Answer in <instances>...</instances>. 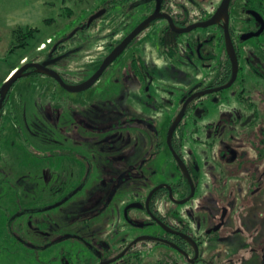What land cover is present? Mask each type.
<instances>
[{
    "label": "flooded vegetation",
    "instance_id": "1",
    "mask_svg": "<svg viewBox=\"0 0 264 264\" xmlns=\"http://www.w3.org/2000/svg\"><path fill=\"white\" fill-rule=\"evenodd\" d=\"M223 1L133 0L121 5L108 1L88 22L81 23L75 33L62 38L39 59L25 63L44 64L59 59L49 69L74 88L72 91L47 75L37 74L35 69L27 73L34 77L47 76L54 81V93L49 101L53 104L57 101L56 105L62 107L71 106L74 113L71 125L78 133L76 141L85 142L89 151L64 150L46 166L43 197L52 201L49 204L34 207L29 200L26 207H21L18 200H10L16 209V218L9 225V237L19 258L35 251H47L49 264H214L227 256V251L241 248L252 250L253 259L264 264V95L256 87H250L252 83L248 84L242 75L244 62L260 75L259 68L264 67L251 49L242 48L251 40L257 45L256 39L264 35V0L230 2L229 33L237 57L238 76L229 89L198 96L223 88L232 79L234 65L227 47L225 19L206 29L178 33L211 20ZM207 6H211L212 11L204 10ZM158 8L161 18L142 31L92 86L76 91L75 88L85 85L97 74L114 50ZM196 9L201 15L189 16V12ZM117 10L122 16L116 28L108 31V20L95 29L106 32L102 38L105 55L101 61L89 62L78 71L85 74V79L71 81L70 75L75 71L73 64L59 66L77 50L68 49V43L80 31L91 29L97 19H107ZM98 13L102 15L89 23ZM160 21L164 22L159 40L165 55L200 61L215 75L180 92L174 104L160 100L157 104L156 97L150 93L155 77L141 57L135 56L132 63L126 65L122 78L126 79L133 72L135 80L132 82L143 86L141 89L147 96L143 103L148 104L150 112L139 117L130 114L129 107L122 111L125 118L118 121V126L127 127L125 130L138 126L144 136L143 148H147L140 161L125 169L124 156L111 161L109 153L100 152L98 147H95L96 153L90 152L94 149L92 140L103 145L114 141L109 140L111 137L107 134H94L109 131L110 127L114 129L106 123L108 117L104 116L108 113L100 115L96 108L108 101L121 110L124 97L118 95L119 90L116 87L104 89L78 100L64 96L91 90L108 75L117 74V70L113 71L115 63L150 26ZM201 29L205 32L197 34ZM262 29L260 36L247 39ZM89 37L94 38V34ZM89 41L79 44L87 54L91 48ZM115 79L118 80V76ZM130 86L128 92L133 91ZM231 90L234 97L224 96ZM116 93L118 97L114 99ZM132 103L128 102V106ZM153 104L159 108V114ZM131 141L129 134L126 133L125 138L121 136L123 146ZM115 181L134 185L131 200L115 212L116 217L110 213L114 194L105 196L107 193H104L108 182L114 184ZM76 198H79V213L88 212L85 215L89 227L87 236L61 233L56 229V219L45 215ZM67 242L71 245L62 247Z\"/></svg>",
    "mask_w": 264,
    "mask_h": 264
},
{
    "label": "rangeland",
    "instance_id": "2",
    "mask_svg": "<svg viewBox=\"0 0 264 264\" xmlns=\"http://www.w3.org/2000/svg\"><path fill=\"white\" fill-rule=\"evenodd\" d=\"M103 1L112 0L0 1V87L4 83L3 79L10 67L17 66L20 68L27 61L42 57V53L45 54L62 38L73 32L75 33L81 23L88 22ZM207 7L204 10L212 11L211 6ZM190 15L192 17L193 15L199 16L201 12L196 9L190 11ZM121 16L122 12L117 10L111 13L107 19H97L91 29L80 31L76 38L68 43V49L73 50V52L77 50L63 59L59 66L73 64V69L76 72L74 71L73 75H70L69 79L71 81L76 82L79 79H85V74H80L78 71L89 62L95 64L96 61H101L105 55L102 48L104 42L102 38L105 37L106 32L101 28L95 31L96 27L107 23L109 20L107 30H112L118 26ZM163 26L164 22L162 21L150 26L130 46L113 66V71L117 70V74L114 72L112 76L108 75L91 90L79 94L66 93L64 96L67 99L78 100L82 97L104 92V89L116 87L119 90L118 95L124 97L121 110L119 106L108 101L102 102L96 108V112L100 115L101 113L103 115L108 113L104 116L108 117L106 123L112 125L114 129L110 127L109 131L105 129L103 133L98 131L94 134L97 136L107 134L111 137L109 140L114 141L113 143L109 141L110 145H108L109 143L103 145L97 140H92V143L91 141L90 143L94 149H90V152H95V147H98L100 152L109 153L111 161L124 156L125 163L123 167L125 169L129 165H135L140 161L147 148H143L144 136L139 133L138 126H132L129 130H125L127 127L121 129L118 126V121L123 117L125 118L122 111L129 107L131 109L130 114L135 113L139 117L150 112L147 109L148 104L143 103V99L147 97L141 89L143 86L132 82L135 80L133 72L126 76V79L122 78L124 71L127 69L126 65H130L135 56L141 57L143 63L155 77L150 93L156 97L157 104H159V100L162 103L170 102L174 104L180 92L210 79V76L213 78L215 75L200 61L192 62L188 59H175L165 55L160 47L159 40ZM28 27L38 29L39 32L28 42L25 49L17 48L20 42L14 32L19 28L26 29ZM204 32L205 30L201 29L196 33ZM92 34H94V38L89 37ZM118 38L119 36H117ZM88 39L91 42L88 46L91 48L87 54L86 50L82 51L79 48L81 46L79 44L83 41L86 44ZM242 48L251 49L257 59L264 65V52L259 49L255 41L251 40L244 44ZM243 65L245 66L242 74L243 79L248 81V84L251 82L250 87H256L262 93L261 95H264V67L259 68L260 75L247 67L245 62ZM115 76H118V80L115 79ZM52 82L54 81L47 76H29L18 80L9 93V102L4 109L2 128L0 129V264H49V253L47 251H35L32 255H22L20 258L19 255H16L13 242L10 241L9 237V225L16 218V209L11 206L10 200H18L21 207H26V201L29 200L33 201L34 207L49 204L52 201L45 200L43 197V183L45 181L43 176L45 175L44 169L46 166L55 159L54 157L57 154L64 150L89 151L85 142L80 140L77 143L76 141L75 137L78 133L71 125L73 123L71 118L74 114L71 106H58L56 105L57 101L54 104L51 103V96L54 93ZM128 85H131L133 91H127ZM236 87H239V85L237 84ZM121 92L123 93L120 94ZM232 92V90L226 91L224 96L232 98L235 96ZM118 95L116 93L114 99ZM104 98H108V95H104ZM128 102H133L132 106H128ZM152 106L157 112L156 114H159L160 110L156 108L157 105L153 104ZM153 108L151 112H153ZM125 132L129 134L132 141L123 146L120 139L121 136L125 138ZM137 144H139L138 147H136ZM133 187L134 185L129 183L121 184L119 181H115L114 184H111L108 182L106 185L107 190L104 193H107L105 196L114 194L111 216L116 217L117 213L115 212L121 209L124 203L131 200ZM78 200L79 198H76L66 206L45 214L48 218L56 219V229L58 228L61 233H78L87 236L89 227L85 215L88 212L86 214L83 211V215L79 213ZM20 206L17 208H20ZM94 208L97 209L96 206ZM68 209L72 211L68 213ZM105 218H103V221H105ZM18 223L19 221L16 222L17 225ZM16 224L13 226L15 227ZM106 226L109 225L106 224ZM68 245L71 244L67 242L62 247L67 248ZM60 249L61 247L58 248V250ZM251 251L250 249L246 251L241 248L232 252L227 251V256L216 260L214 264H260V262L253 259L254 252Z\"/></svg>",
    "mask_w": 264,
    "mask_h": 264
},
{
    "label": "water",
    "instance_id": "3",
    "mask_svg": "<svg viewBox=\"0 0 264 264\" xmlns=\"http://www.w3.org/2000/svg\"><path fill=\"white\" fill-rule=\"evenodd\" d=\"M149 1V0H148ZM230 2L231 0H224L221 7L219 8V10L217 11V13L215 14V16L204 23H200V24H196L193 25L192 27L183 30V31H178V33H188L191 32L195 29L198 28H208L214 25H218L220 24L222 19H225L226 24H225V31H226V41H227V47L229 50V53L231 55V58L233 60V65H234V72H233V76L231 81L224 86L223 88L220 89H216L210 92H206V93H202L199 94L198 96H202L208 93H215V92H220L222 90L225 89H229L230 87L233 86V84L236 82L237 80V76H238V62H237V57H236V53H235V49L233 46V42L231 40V36L229 33V6H230ZM102 15V13H98L97 15H95L89 23L93 22L94 19L100 17ZM161 18V16L159 15V8L157 9L156 13L154 15H152L148 20H146L143 24H141L120 46H118L114 52L106 59V61L104 62V64L102 65L101 69L97 72V74L89 81L87 82L85 85L79 87V88H75L76 91H84L86 89H88L90 86H92L103 74V72L106 70V68L108 66H110L119 56H121V54L125 51V49L128 47V45L142 32L144 31L153 21L157 20ZM170 22L172 24V26H174L172 20L170 19ZM263 32V29L261 32L255 34V35H250L247 37V39H251L253 37H258L261 35V33ZM57 61H59V59L51 61V62H45L44 64H27V65H23L20 68L16 69V73L9 77L4 83L3 85L0 87V114L1 111L4 108L5 102L7 100V97L12 89V87L14 86V84L24 78V77H29L31 74L27 73V71L29 69H35V72L37 74H44L47 75L53 79H55L56 81H58L64 88H66L69 91L74 90V88H71L69 86L66 85V83L63 81V79L60 77V75L58 73H56L55 71L49 69L50 65H53L54 63H56ZM180 118L177 120V122L175 123V125L172 128V131L177 127V124L179 123ZM171 131V132H172Z\"/></svg>",
    "mask_w": 264,
    "mask_h": 264
},
{
    "label": "trees",
    "instance_id": "4",
    "mask_svg": "<svg viewBox=\"0 0 264 264\" xmlns=\"http://www.w3.org/2000/svg\"><path fill=\"white\" fill-rule=\"evenodd\" d=\"M0 1H3V0H0ZM130 1H133V0H113L112 3L114 4H127L129 3ZM104 4H108L107 1H103V3L101 4V6L98 8L97 11H99L103 6ZM96 13V12H95ZM93 13V14H95ZM39 32L38 29H31V28H26V29H23V28H19L17 29L15 32H14V35L16 36L17 40L20 42V44L17 46V48H21V49H25L26 46L28 45V42L35 37V34ZM257 41V45L262 49L264 50V35L258 39H256ZM16 69V68H15ZM9 102V95L7 97V100L5 102V105H4V108L3 110L1 111V114H0V124H1V121L4 117V109L5 107L7 106Z\"/></svg>",
    "mask_w": 264,
    "mask_h": 264
},
{
    "label": "crops",
    "instance_id": "5",
    "mask_svg": "<svg viewBox=\"0 0 264 264\" xmlns=\"http://www.w3.org/2000/svg\"><path fill=\"white\" fill-rule=\"evenodd\" d=\"M15 68H18V67L17 66L10 67V69L8 70V73L6 74V77H4L3 79V82H5L16 71Z\"/></svg>",
    "mask_w": 264,
    "mask_h": 264
},
{
    "label": "bare ground",
    "instance_id": "6",
    "mask_svg": "<svg viewBox=\"0 0 264 264\" xmlns=\"http://www.w3.org/2000/svg\"><path fill=\"white\" fill-rule=\"evenodd\" d=\"M14 73H16V72H14ZM14 73H13V74H14ZM13 74H12V75H13ZM12 75H11V76H12ZM11 76H10V77H11Z\"/></svg>",
    "mask_w": 264,
    "mask_h": 264
},
{
    "label": "built area",
    "instance_id": "7",
    "mask_svg": "<svg viewBox=\"0 0 264 264\" xmlns=\"http://www.w3.org/2000/svg\"><path fill=\"white\" fill-rule=\"evenodd\" d=\"M46 47V46H45Z\"/></svg>",
    "mask_w": 264,
    "mask_h": 264
}]
</instances>
